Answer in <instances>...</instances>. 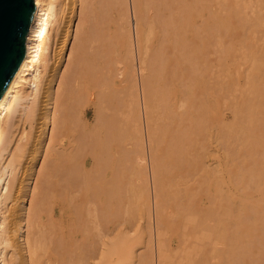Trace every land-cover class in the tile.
I'll return each mask as SVG.
<instances>
[{"label":"rangeland","instance_id":"374dc122","mask_svg":"<svg viewBox=\"0 0 264 264\" xmlns=\"http://www.w3.org/2000/svg\"><path fill=\"white\" fill-rule=\"evenodd\" d=\"M160 1L137 2L139 29L136 41L143 65L139 63V57L133 62V71L139 84L140 81H146L145 77L143 80H140V76L138 78L140 65L145 67L144 62L149 64H146L149 67L146 70L149 77L146 79L150 83L151 100H156H153L152 106L149 105V115L153 120L151 131L154 134L151 149L159 167L155 177L156 196L150 187H146L145 170L142 166L135 160L128 166L119 156L118 166L121 171L119 174L117 166L114 178H118V189L116 188L113 203L116 210L115 233L124 242L122 253L115 262L138 264L141 259L140 262L145 260L152 264L149 261L150 240L153 239L154 244L156 226L152 213L160 205L163 223L158 226V241L162 246L163 256L168 261L166 264H173L180 258L179 252L183 253L181 248L184 245L193 255L196 264V246H199L197 241L201 231H213V228L212 234H219L214 235L215 238L220 237L225 242L222 239L225 236L229 241L226 242L228 247L223 245L228 250L220 251V240L215 246V249L220 247L218 252L215 251L217 254L224 251L221 256L217 255V259L215 257L216 264H264V0ZM98 2L99 0H92L89 4L92 18L85 24V31L89 30V43L87 41L85 44L86 49L83 50L86 52H82L74 80L76 83L84 82L88 79V72L93 69L96 71L93 74L98 78L103 74L105 78L107 72L109 79L111 74L113 81L110 80L109 84L112 85H108L110 88L105 90L110 94L114 93L111 94L112 98L108 96L111 98L110 102L102 101L100 112L103 111L101 114L105 118L112 113L115 118L117 116L122 120L127 109V96L123 97L131 87L133 72L124 55L127 50L123 43L124 36L120 33L125 32L122 30L128 33L129 24L120 21V14L115 8L109 14L107 12L110 9L106 8L108 11L103 13L106 17L103 21L100 18H103V14L100 17L98 15L102 11ZM95 22L101 23L103 27L102 40H92L95 37L92 35L94 24H97ZM114 65L118 66L117 69L121 65L125 69L126 78L121 84L118 77L114 76ZM150 68L151 76L148 72ZM253 74L257 75L256 78ZM257 78L262 79H259V86L256 85ZM120 85L128 87L123 91ZM140 95V106H136L133 115H139V112L143 115V100L146 102L148 96H144L143 92ZM116 99L124 103L123 108L118 101L120 108H123L122 113L118 111ZM71 101L69 96L68 106L74 105ZM115 103L119 116L115 109L112 112V108L116 107ZM85 107L83 120L91 126L94 104L88 101ZM257 107L260 113L257 110L255 112ZM26 124L24 126L27 129ZM102 131L99 139L101 145L106 137ZM94 146L85 144L83 151L80 149L85 152L81 175L70 182L58 178L63 176L55 175L51 177L52 183L48 184L49 180H46L47 183L43 185L44 188L46 184L48 186L55 183L54 186H48L49 190L44 188L47 192H43V224L47 225L44 220L46 210L51 214L52 223L47 225L49 233L44 231L46 235H52V240L49 243L46 238L39 250L40 255L43 254L44 260L40 256L43 261L49 260L51 264H57L59 260L55 257L66 255L63 251L65 248L70 253L82 241L96 242L105 227L110 225L107 223V216L100 210L104 193H98L99 201L94 200L96 186L102 181L99 182L98 179L103 176L101 174L99 177L100 172H97L100 167L98 153L103 149ZM110 177V174L106 175L107 179ZM97 181L98 184L95 185ZM187 217H192L194 224L201 225L192 226ZM97 230L102 232L98 234ZM205 240L202 245L208 252L210 245L208 239ZM222 242L220 243L223 244ZM72 254L71 256L74 255ZM133 256L138 258L137 262H130Z\"/></svg>","mask_w":264,"mask_h":264},{"label":"bare ground","instance_id":"6f19581e","mask_svg":"<svg viewBox=\"0 0 264 264\" xmlns=\"http://www.w3.org/2000/svg\"><path fill=\"white\" fill-rule=\"evenodd\" d=\"M91 1L33 0L35 10L32 20L28 25L27 34L25 35L26 39L23 58L0 98V264H51L49 260L43 261V254L41 256V251L39 252L42 247L41 245L46 238L47 241L49 240V243L52 240V235L48 236L44 233V231L48 232L50 230L48 226L49 223L50 225L52 224L50 221L51 214L48 212L49 210L45 211L46 215L44 220L47 221L46 224L48 226L43 224L42 214H44L43 192L46 191V187L48 189V186L51 187L53 184L48 186L46 184V186H44L45 189L43 188V185H45V182L47 183L46 180H49L48 184L52 183V178L55 175L56 177L59 175L63 176L58 178L66 179V181L68 180L67 182H70L73 178L75 179L76 176L78 177L81 175L85 164V152H81V150L85 144L86 146L87 144L91 146L96 145L98 146L97 149H103L98 153L100 154L98 157L100 167L97 168V172H100H98L100 175L99 177L103 175L102 179L100 178L98 181H102L100 184H98V181L96 182L95 185H98L96 186L97 189L93 195H95L94 200L97 199L96 201H99L98 193H104V199L102 196L104 204L101 202L102 207L100 210L105 213L108 218L107 223H110V225L105 227V231H103L101 237H97L98 240L96 242L92 241V243H86L82 241L79 245L77 244V246L73 247V251H71V249L70 253L68 252L69 250L65 248L63 250L64 253L66 252V255L68 254L70 257L66 255L63 257H61V255L60 257H55L56 260H59V264L62 262H67V264H118L115 260L118 258L119 254L121 255L124 242L123 238L117 236L115 233L116 210L115 203H113V199L116 196V190L118 189V178H114V175L117 174L115 172H117L116 167L119 163L118 160H120L119 156L121 159L123 158V163H125V161L127 162L128 166L129 164L132 165L134 160L138 165L142 166L143 170H145V178L147 181L146 187H150L154 193L153 195L156 196L155 177L159 167L156 165L154 152L151 149V142L154 134L151 128L152 119L149 115L151 114V110L149 111V105L152 106L153 100H156H151L152 92L149 89L150 83H148L146 79L149 77V74L146 73V70H148L149 67L147 68V63L145 62L144 64L146 68L142 66L143 60L139 57L140 50L136 41L137 30L139 29L136 12L139 11L137 10V2L140 0H99L98 2V4L100 3L102 6L99 5V9L102 8V11H100L101 14H98L99 17L107 12L108 9H110L107 12L109 14L111 9L115 8L120 14V16H118L120 21L122 20V22L124 21L126 24H129V27L127 28L128 33L126 30H122L125 31L123 34L122 32L120 33L124 36L123 43L127 50L124 55H126L130 70L133 72V81L131 87L128 88V91L126 92V95L123 91H125L128 86H124V88L120 85L123 88H121L124 93L123 99L127 96V103L125 102V108H127L126 114L123 112L125 115L124 118L122 117V120L117 118V116L115 118V116L111 115L112 113L105 118V116L101 114L103 111L100 112L102 109V101L110 102V99L112 98L111 94L114 93L112 92L110 94V92L106 91L110 88L109 86L112 85L109 84L110 80H112L111 74H109V79L106 74L107 72L105 73V78L104 74H101L104 79L102 77L98 78V76L93 74V72L96 71L92 68L94 71L92 70L88 72V79L84 82L78 83L77 81L76 83L74 80V74L79 67V62L81 63L80 58L84 53L83 51H85L83 49L88 41L87 39H89L87 38L89 30L85 31V24H87L92 18V16H90L91 12L89 14V4ZM181 6L183 5L181 4ZM107 13L105 14L106 16L108 15ZM102 16L103 18H100L105 21L106 17H104V14ZM97 21L99 20L97 19ZM95 23L97 24H94L92 32V35L95 37H92V40L97 41L102 38L103 27L101 23ZM145 50L146 48L144 49V52ZM144 52L142 53L143 56ZM136 59L142 64L140 65V70L139 68L137 69L140 71L138 72V78L140 76V80H143V77H145L146 80L144 82L145 84L140 81L142 87L137 80L136 73L133 71L135 69L133 62H136ZM119 62L121 63V61ZM123 66L121 65L118 69L116 68L118 66L114 65L115 68L113 67L114 76L118 77L120 84L121 82H124V77L126 76ZM257 69L260 71L259 67ZM148 72H151V68ZM102 73H104V71ZM151 75L152 73H150V76ZM254 75L255 74H253V76ZM256 76H254V78H256ZM259 79L262 80L261 78H257L256 85L259 84ZM257 88L258 87H256V90ZM142 92L144 93V96H148V102L143 100L144 97L142 98L144 102V109H142L143 115L141 116V113L139 112V115L137 113V118H135L136 115H133V113L135 109H137L136 106L139 105V95L142 94ZM107 93L109 95H105ZM69 96L72 100L71 102L74 103L72 106L67 105ZM108 96L111 98L109 99ZM257 96L259 95L257 94ZM149 99L151 100V104H149ZM116 100L118 105L120 101L118 99ZM88 101H91L94 104V117L93 124H90L91 126H88L83 120L86 108L85 105ZM114 105L116 106V103ZM123 105L124 103L121 107H123ZM118 106L119 109L117 106L115 108L110 106L112 112L115 109L117 115L118 111L122 113L124 108H120V105ZM116 109H118V111H116ZM257 109L258 107L255 109V112ZM257 113H260V110H257ZM153 119L155 120V118ZM25 123H27V129L24 126ZM101 128L104 129V131H102L103 129L101 131L104 133V136H106L104 137L105 142L103 139L102 145L100 144L101 142L99 143ZM157 135H159V133ZM119 165L121 166V163ZM123 166H125V164ZM120 171L118 166L119 174ZM107 174L111 175L108 179L106 178ZM103 177L105 178L104 180ZM55 191H57V189ZM155 208L156 210L152 213L156 225L153 237L154 244L152 242L153 239L151 238L149 261L151 260L152 264H166L168 261L165 256H163V249L158 241V226L163 223L160 205ZM187 219L192 222V226L199 225L194 224V219L192 217H187ZM99 232L102 231L99 230L98 234ZM213 232L214 228L213 231L212 229H209L208 232L201 231L200 237L197 241V243L199 242V246H196V264H216L217 262L214 261L215 257L217 259V255L224 252L216 253L220 249L219 246L222 245L220 249V251H222L226 248L225 246L223 247V245H226V242L229 243L225 236L222 237V239H225L223 240L225 242H222L220 237L215 238L214 235H217L218 233L212 234ZM217 236H219V234ZM212 237H214V239H212ZM206 238L210 245L208 252L204 249L205 246L203 247L202 245V242L206 241ZM214 240H217V242ZM219 240L223 244H221ZM217 243L219 246L215 249V246L218 245ZM64 246L65 245L63 244L62 248H64ZM226 246L228 247V244ZM181 249L183 250V253L182 251L180 253L178 250L179 254H181L180 258L176 259L173 264H195L193 261L194 258H192L193 255H191L187 246L184 245ZM71 254L73 256H71ZM192 254H194L193 248ZM40 256L43 260L40 259ZM209 259L214 262L211 263L212 261H209ZM137 260L138 258L135 256L130 258V262L132 263L137 262ZM140 260H138L140 264H148L145 260L142 262H140Z\"/></svg>","mask_w":264,"mask_h":264},{"label":"water","instance_id":"95a60500","mask_svg":"<svg viewBox=\"0 0 264 264\" xmlns=\"http://www.w3.org/2000/svg\"><path fill=\"white\" fill-rule=\"evenodd\" d=\"M34 10L33 0H0V98L23 58Z\"/></svg>","mask_w":264,"mask_h":264}]
</instances>
